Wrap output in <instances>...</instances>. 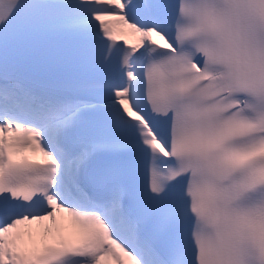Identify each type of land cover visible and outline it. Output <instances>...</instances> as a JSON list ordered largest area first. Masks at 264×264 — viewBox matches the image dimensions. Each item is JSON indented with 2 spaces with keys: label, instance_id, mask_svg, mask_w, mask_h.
<instances>
[{
  "label": "snow or ice",
  "instance_id": "1",
  "mask_svg": "<svg viewBox=\"0 0 264 264\" xmlns=\"http://www.w3.org/2000/svg\"><path fill=\"white\" fill-rule=\"evenodd\" d=\"M0 264H264V0H0Z\"/></svg>",
  "mask_w": 264,
  "mask_h": 264
},
{
  "label": "bare ground",
  "instance_id": "2",
  "mask_svg": "<svg viewBox=\"0 0 264 264\" xmlns=\"http://www.w3.org/2000/svg\"><path fill=\"white\" fill-rule=\"evenodd\" d=\"M131 40V38H129ZM132 41V40H131Z\"/></svg>",
  "mask_w": 264,
  "mask_h": 264
}]
</instances>
